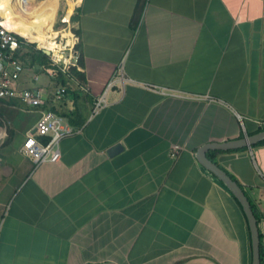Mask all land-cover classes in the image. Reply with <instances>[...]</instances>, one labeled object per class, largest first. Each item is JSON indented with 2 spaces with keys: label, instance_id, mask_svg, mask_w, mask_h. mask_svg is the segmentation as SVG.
I'll return each mask as SVG.
<instances>
[{
  "label": "crops",
  "instance_id": "1",
  "mask_svg": "<svg viewBox=\"0 0 264 264\" xmlns=\"http://www.w3.org/2000/svg\"><path fill=\"white\" fill-rule=\"evenodd\" d=\"M66 11L79 74L41 108L70 132L58 159L34 164L20 145L40 108L10 105L19 138L0 264H250L242 209L194 150L264 128V0H78ZM31 71L18 85L54 88ZM221 150L215 162L256 208L264 264V143Z\"/></svg>",
  "mask_w": 264,
  "mask_h": 264
},
{
  "label": "built area",
  "instance_id": "2",
  "mask_svg": "<svg viewBox=\"0 0 264 264\" xmlns=\"http://www.w3.org/2000/svg\"><path fill=\"white\" fill-rule=\"evenodd\" d=\"M78 2H74L76 5ZM70 13L66 10L54 17L51 22L53 34L48 37L51 45L49 48L48 62L46 64L28 63L20 58V53L25 47L19 45L16 35L21 36L24 42L27 40L13 30L6 28L0 23V99H16L27 107H39V114L34 121L32 128L28 129L20 145V151L27 155L34 163L43 160H56L59 158L57 141L60 136L70 132V128L63 123L59 113L50 109L41 108L52 95L55 99H61L66 92V87L53 79L54 88L49 91L45 85L20 86L18 82L23 77V71L32 70L27 75L31 82H36L39 76L46 74L55 78L57 71L68 76L70 67L77 69L78 54L75 44L78 40L77 34L73 31L70 23ZM57 23V24H56ZM57 26H56V25ZM35 47L40 48L43 46ZM78 88H83L79 85ZM105 103L104 90L92 101L91 110L96 111ZM41 137H46L42 140ZM176 146L173 145V148Z\"/></svg>",
  "mask_w": 264,
  "mask_h": 264
},
{
  "label": "water",
  "instance_id": "3",
  "mask_svg": "<svg viewBox=\"0 0 264 264\" xmlns=\"http://www.w3.org/2000/svg\"><path fill=\"white\" fill-rule=\"evenodd\" d=\"M40 49L45 53L49 54V50L46 47H40ZM264 139V128L248 135H243L239 138L224 141H207L199 145L194 150V158L197 163L203 167L209 174L221 181V183L227 188V190L232 194V196L239 203L242 212L245 216L246 223L249 231L250 240V264H259V251H258V230L256 217L250 206V202L241 188L239 183L231 178L229 173L217 164L214 160L209 158L206 151L209 149H230L242 146H250L255 142ZM122 147L120 141H117L110 146H108L105 152L108 155L115 153Z\"/></svg>",
  "mask_w": 264,
  "mask_h": 264
},
{
  "label": "rangeland",
  "instance_id": "4",
  "mask_svg": "<svg viewBox=\"0 0 264 264\" xmlns=\"http://www.w3.org/2000/svg\"><path fill=\"white\" fill-rule=\"evenodd\" d=\"M44 1L45 0H42V1L39 0L37 3L34 4L33 0H21V6H22L23 11L27 15H29L31 18L32 16L33 17L35 16L34 10L38 9L40 7L39 5H41ZM65 1L67 2L68 0H65ZM2 2H3V4H2ZM2 2L0 0V15L6 16V19L9 23V26L14 27L18 30H22V31L24 30L25 33L27 34V39L29 41H41V39L44 37L45 33H39L36 31V29L32 28L31 26H29L24 21L18 20L14 16H11L12 7L10 6V4H11L10 1L9 0H5V1L2 0ZM51 2L53 5H55L57 3V0H51ZM59 3H60V1H59ZM3 5L6 9L3 7ZM56 6H57V4H56ZM60 8H61V5L59 4L58 9H57V13L60 12ZM67 9H68V7H67ZM41 11H43V10H41ZM66 13H67V11H66ZM45 14L46 13L43 12L39 15V17L43 18V16ZM7 15H9L10 18L7 17ZM17 25L19 27H24V28H19ZM38 45H39V43L37 42V46ZM11 108L12 107L2 109L1 110L2 113L0 114L1 115L0 119L2 118L0 128L3 131V134L0 137V198L7 195V193L9 192V189L12 185L11 178L15 174V172H13V170H15V167L12 166V161H11L15 157H12L13 155L9 151L11 148H13L16 145L18 138H19V133L17 132L13 135L10 132L11 131L10 127H13V125H12V123L7 122V119H11V117L15 113L14 110H16V109H11ZM26 115H28V114L24 113V115L21 116V119L22 120L26 119L25 118ZM11 122H12V120H11ZM9 125H10V127H9ZM6 128H9V130ZM7 143H9V144H7Z\"/></svg>",
  "mask_w": 264,
  "mask_h": 264
},
{
  "label": "bare ground",
  "instance_id": "5",
  "mask_svg": "<svg viewBox=\"0 0 264 264\" xmlns=\"http://www.w3.org/2000/svg\"><path fill=\"white\" fill-rule=\"evenodd\" d=\"M74 2H78L75 0H68L66 2V4L68 5V12H70ZM10 6L12 7L11 10V15H13L16 19L18 20H22L25 23H28L29 26H31L32 28L36 29L37 32L39 33H45L44 37L41 39V41H38L39 45L38 46H43L46 48H49L51 45V42L49 40L48 37H50L53 34V29L51 28V22L53 20L54 17V12L56 9V4L53 5L51 0H45L41 5H39L40 7L35 11V16L34 18H30L29 15H27L21 6V0H10ZM43 10V11H41ZM46 13L43 18H40L39 15L41 13ZM5 18V17H4ZM3 17L0 16V23L2 25H4L6 28L10 29V30H15V31H20L14 27H8V23L6 21V19H4ZM4 22H6L4 24ZM14 31V32H15ZM27 39V38H26Z\"/></svg>",
  "mask_w": 264,
  "mask_h": 264
},
{
  "label": "trees",
  "instance_id": "6",
  "mask_svg": "<svg viewBox=\"0 0 264 264\" xmlns=\"http://www.w3.org/2000/svg\"><path fill=\"white\" fill-rule=\"evenodd\" d=\"M71 19H74L73 13L70 16V20ZM5 23L6 22H4V24ZM8 27H9V24H8ZM72 29H73V31L75 33L77 32L74 29V27H72ZM15 32L17 34L22 35L25 38L27 37V35L24 32H22V31H15ZM16 36H17V38L19 40V45L25 47L24 50L20 53V58L22 60H24V61H26L28 63H35V64H46L48 62L49 59H48L47 54H45L40 48L35 47L34 43H32V42H24L21 36H18V35H16ZM70 71H71V73L75 74L76 76L79 74V71L77 69H75L74 67H70ZM55 78H56L57 82L65 83L64 76H63V74L60 71H57V73L55 75ZM13 103L14 102H13L12 99H8V100L0 99V114L2 113V111H1L2 109L10 107V105H12ZM1 119H0V122L2 121ZM41 139L45 140L46 137H41ZM259 143H264V139L255 142L253 145L259 144ZM219 151H222V150L221 149H209V150H207V156L209 158H211L212 160H214L215 153H217ZM229 175L231 176V178L235 179L233 175H231V174H229ZM219 182H221V181L219 180ZM250 206H251V209L253 211L254 216L256 217V222H257L258 215H257L256 208L254 207V205L251 202H250ZM258 251H259V261H260L259 264H261L262 247H261V243H260V233L259 232H258Z\"/></svg>",
  "mask_w": 264,
  "mask_h": 264
}]
</instances>
